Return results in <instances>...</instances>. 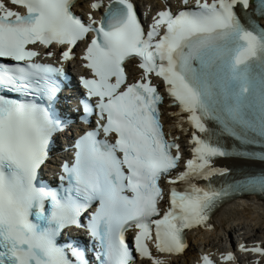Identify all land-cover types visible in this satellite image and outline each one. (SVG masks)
<instances>
[{
  "label": "snow or ice",
  "instance_id": "snow-or-ice-1",
  "mask_svg": "<svg viewBox=\"0 0 264 264\" xmlns=\"http://www.w3.org/2000/svg\"><path fill=\"white\" fill-rule=\"evenodd\" d=\"M74 2L10 0L26 10L21 13L0 0V264H73L55 237L81 227L86 214L100 246L99 264H131L133 252L163 264L146 241L154 239L160 253L180 254L184 230L204 223L223 197L240 190L264 194V174L218 189L193 182L227 175V169L212 167L215 157L230 153L207 136L209 123L219 135L264 149V0H195L177 14L158 12L147 31L130 0H110L102 19L89 14L87 23L71 10ZM238 9L247 14L243 21ZM85 40L81 59L93 78L81 77V84L88 100L96 99L94 109L104 121L99 128L115 141L98 140V132L83 136L75 163L63 166L66 185L49 190L38 185V173L64 123L55 112L64 68L36 62L40 54L29 46L66 45L61 59L69 61ZM137 59L142 74L129 83L124 65ZM153 76L163 81L169 107L179 108L170 115L181 131H187L185 123L193 129L192 158L174 177L180 145L163 131L165 97ZM92 111L85 102L84 112ZM234 154L264 161V151ZM162 180L185 187H173L164 201ZM162 201L168 205L163 212ZM130 228L137 230L134 248L126 238ZM241 250L264 255L259 246ZM71 255L75 264H87L80 249L71 248Z\"/></svg>",
  "mask_w": 264,
  "mask_h": 264
},
{
  "label": "bare ground",
  "instance_id": "bare-ground-1",
  "mask_svg": "<svg viewBox=\"0 0 264 264\" xmlns=\"http://www.w3.org/2000/svg\"><path fill=\"white\" fill-rule=\"evenodd\" d=\"M147 1L148 0H145V2ZM172 112L174 111H168L165 115L167 121L166 129L172 137L177 139L179 143L184 146L186 151L191 152L192 145L190 144V140L193 129L184 124V128L187 131H181L180 127H178V118L169 117ZM213 225L214 230L211 232L203 230L200 232V235L196 237L199 244L192 243L183 257L176 258L175 260L169 259L167 264L189 263V260L196 255L199 245H204L210 249L222 246V235L231 234L237 227H239V230H243L242 235L244 238L256 234L258 240L264 241V203L250 202L245 204L240 200L228 203L215 215Z\"/></svg>",
  "mask_w": 264,
  "mask_h": 264
}]
</instances>
